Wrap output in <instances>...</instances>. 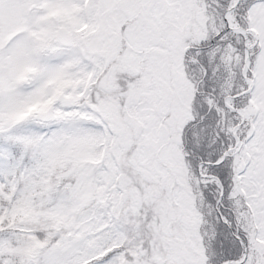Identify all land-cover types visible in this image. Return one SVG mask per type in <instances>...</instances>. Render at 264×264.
Wrapping results in <instances>:
<instances>
[{
  "label": "snow or ice",
  "instance_id": "obj_1",
  "mask_svg": "<svg viewBox=\"0 0 264 264\" xmlns=\"http://www.w3.org/2000/svg\"><path fill=\"white\" fill-rule=\"evenodd\" d=\"M0 264H264V0H0Z\"/></svg>",
  "mask_w": 264,
  "mask_h": 264
}]
</instances>
